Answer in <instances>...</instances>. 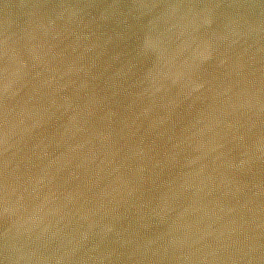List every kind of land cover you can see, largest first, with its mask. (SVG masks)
Listing matches in <instances>:
<instances>
[{
	"label": "water",
	"instance_id": "1",
	"mask_svg": "<svg viewBox=\"0 0 264 264\" xmlns=\"http://www.w3.org/2000/svg\"><path fill=\"white\" fill-rule=\"evenodd\" d=\"M0 264H264V0H0Z\"/></svg>",
	"mask_w": 264,
	"mask_h": 264
}]
</instances>
